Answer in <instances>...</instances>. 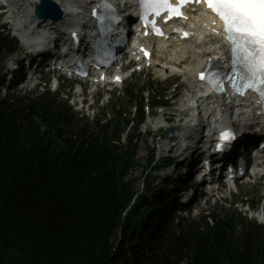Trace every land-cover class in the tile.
<instances>
[{"label": "trees", "instance_id": "obj_1", "mask_svg": "<svg viewBox=\"0 0 264 264\" xmlns=\"http://www.w3.org/2000/svg\"><path fill=\"white\" fill-rule=\"evenodd\" d=\"M15 46L0 33V58ZM122 124L75 126L49 94L0 98V264H264L263 225L174 223L166 191L140 194Z\"/></svg>", "mask_w": 264, "mask_h": 264}, {"label": "snow or ice", "instance_id": "obj_2", "mask_svg": "<svg viewBox=\"0 0 264 264\" xmlns=\"http://www.w3.org/2000/svg\"><path fill=\"white\" fill-rule=\"evenodd\" d=\"M138 4L141 8L140 18L147 19L151 15L153 19L148 22L157 34L163 33L156 28L155 17L166 12L165 22L173 16L186 19L182 8L192 6L195 11L196 6L204 5L212 15L210 31L217 38V48H224L227 64L223 68L213 66V60L222 61L223 57H209L205 68L199 73L200 79L206 80L217 92L226 91L225 82L238 95L254 92L258 102L264 103V0H177L176 4L171 0H138ZM97 7L105 10L100 15H97L96 9L92 11L99 24L103 25L109 19H118L115 15H108V10L112 9L111 4L102 0ZM181 34L191 35L188 32ZM75 35L73 33V37ZM232 139H235V134L231 131L221 133L222 141ZM223 146L218 144L217 148L222 149Z\"/></svg>", "mask_w": 264, "mask_h": 264}, {"label": "rangeland", "instance_id": "obj_3", "mask_svg": "<svg viewBox=\"0 0 264 264\" xmlns=\"http://www.w3.org/2000/svg\"><path fill=\"white\" fill-rule=\"evenodd\" d=\"M192 59H193V54L189 56V60L187 63H192ZM3 67L4 65L2 62L0 64V82L4 77L3 73L1 72ZM157 78L158 77L152 76L151 74L146 75L142 73L140 75H137L133 80L129 81L123 87L122 90L116 91L115 95L111 99L107 108L100 110V113H98L99 114L98 117L100 118V123L107 122V120L115 118L119 108L121 110L131 112L130 116L134 117L135 116V108H134L135 102L131 101L132 99L128 97L126 89L130 85H134L139 88L145 85V88L143 90L144 98L147 96V92H146L147 90L150 92L151 95L157 92L166 91L165 93L167 94L168 97H172L174 96V93H176L177 96L176 98L171 100L170 102L171 106H169L166 109L167 113L165 115L172 119V122H170L172 126L179 127V126H184L185 124H187L189 122L188 117H191V114H192L190 104L188 105L186 104L185 106L182 105V98L185 94L186 89L189 88L187 80L185 78L179 77V78L164 82V81H159V79ZM152 81L159 82L160 85L156 86L152 83ZM179 83L181 84V87L179 88V90L175 91V88ZM24 91H28V90H24ZM11 92L16 93L13 91ZM5 93H6L5 89H3L2 87L1 94L4 96ZM60 100L65 102L66 94L64 95L61 94ZM137 102H139L138 98H137ZM72 111L75 117L78 119V122L80 123V125L90 124L91 128L96 127L94 123L95 121L93 120H94V114L97 113L98 111L97 112L90 111L89 112L90 116L78 113L73 108H72ZM181 111H184V114L180 117L178 116V114ZM155 113L156 115L158 114L156 117L158 122L154 124L153 127H150L149 125H143L141 128V131L143 132L145 137H147L146 136L147 128H150V130H152L155 133L154 136L161 135L157 138V145H158L159 150L162 152V155L163 156L165 155L174 156L176 155V152L178 151L180 147L179 142L177 139H174V140L171 139L170 138L171 134H165L162 131V129L157 130L158 127L162 125L163 117H162L160 110L156 109ZM151 144L154 145V141L152 140V138H149L148 142L147 140L145 141V139L140 142L138 155H137L139 166L134 169V171L131 173L129 177V178L136 179L135 184H134L135 189L139 191L140 193L147 195V196L152 195V193H154L160 186L164 187V186H167L168 184L167 179L163 177L164 173H162L161 171H151L149 169L146 172L147 157H148L147 145H151ZM146 175L148 176L147 179L145 178ZM242 195H247L249 200H256L261 197L264 203V183L262 181L258 182L254 185L244 187V189L239 194H235V195L232 194L229 199H232V203H234V205L231 204L229 201H222V202L220 201L215 205H211V207L207 211L213 212L214 210H217L218 212H220V214H223L226 212H231V211L236 210L238 212L242 211L243 213H245V210H247L248 207L247 205H245V202H244V206L243 207L241 206L240 201H245L243 199L244 196L242 197ZM237 201L239 202V204H235ZM260 212H261L259 216L261 217L259 218L261 219L260 223H264V208L261 207ZM176 214L179 215V212H177ZM187 218H198V217L189 215L187 216Z\"/></svg>", "mask_w": 264, "mask_h": 264}, {"label": "bare ground", "instance_id": "obj_4", "mask_svg": "<svg viewBox=\"0 0 264 264\" xmlns=\"http://www.w3.org/2000/svg\"><path fill=\"white\" fill-rule=\"evenodd\" d=\"M54 1H56L58 4H60V6L63 8L64 13H65L66 11H69L70 8H71V4H70L69 1H67V0H54ZM28 6H32V4H30V5H28ZM203 34H204V31H200L199 35H200V36H204ZM205 35H207V33H206ZM210 40H211V38H210ZM213 46H214V45H213ZM198 48L201 49L202 46H199ZM201 61H203V60H202V56H199L195 61H193L192 63H190V64L187 66V68H186L185 71H187L189 75H192V72H193L194 70H196V68L200 65L199 63H200ZM182 105L185 106L186 103L183 102ZM183 114H184V111H181V112H179L178 116H182ZM188 126H189V125H185L184 128H182V129L184 130V129H186ZM172 136H173V135H172ZM170 138H174V139H176L175 136L170 137ZM174 139H173V140H174ZM169 147H170V146H169ZM171 147H172V146H171Z\"/></svg>", "mask_w": 264, "mask_h": 264}, {"label": "water", "instance_id": "obj_5", "mask_svg": "<svg viewBox=\"0 0 264 264\" xmlns=\"http://www.w3.org/2000/svg\"><path fill=\"white\" fill-rule=\"evenodd\" d=\"M173 130V129H172Z\"/></svg>", "mask_w": 264, "mask_h": 264}]
</instances>
